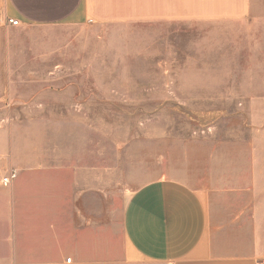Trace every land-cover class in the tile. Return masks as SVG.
<instances>
[{
    "label": "crops",
    "instance_id": "1",
    "mask_svg": "<svg viewBox=\"0 0 264 264\" xmlns=\"http://www.w3.org/2000/svg\"><path fill=\"white\" fill-rule=\"evenodd\" d=\"M133 23L155 26L163 61L176 58L179 25L217 28L224 49L243 40L253 75H264V0H0V177L16 172L0 186V264H264V83L237 84L252 92L237 99L246 118L194 140L184 177L156 175L125 198L124 148L100 145L102 88L78 81L93 68L67 63L75 44L94 40L34 52L59 57L54 66L13 65L28 53L22 36L44 39L38 29ZM223 113L187 116L206 128Z\"/></svg>",
    "mask_w": 264,
    "mask_h": 264
},
{
    "label": "rangeland",
    "instance_id": "2",
    "mask_svg": "<svg viewBox=\"0 0 264 264\" xmlns=\"http://www.w3.org/2000/svg\"><path fill=\"white\" fill-rule=\"evenodd\" d=\"M214 29L217 28L179 25L176 45L173 43L178 51L176 58L164 61L157 58L154 25L133 23L98 30L38 29L36 37L44 39L39 43L36 38V42H32L31 36H22L21 39L28 42L20 49L28 53L25 58H16L13 65L20 68L54 66L60 63L59 57L52 61L38 59L34 52H60L64 47L62 41L70 36L94 40L75 44L71 49L74 57L68 58L67 63L94 70V75L85 73L78 81L98 82L102 88L100 106L94 108L99 116L100 145L111 147L115 143L124 148L126 166L130 165L125 174L127 198L136 187L156 175L184 177L186 173L179 169L185 166L187 147L194 140H202L214 130L221 135L235 131L246 118L237 99L251 96L252 92L237 90L236 86L263 84L264 75H253V60L247 58L243 40L233 45V50L226 51L219 41L220 30ZM210 34L211 42L201 41ZM143 40L147 43H141ZM193 86L201 88L190 89ZM203 87L208 89L203 90ZM108 88L112 91L108 92ZM31 93L29 90L19 92L25 99L31 98ZM106 93L114 94V98L106 97ZM176 104L181 107L173 108ZM205 109L224 111V116L214 123L216 127L201 128L187 116ZM109 131L114 140L106 136ZM157 154L164 158L162 171H159L161 163L156 161Z\"/></svg>",
    "mask_w": 264,
    "mask_h": 264
},
{
    "label": "built area",
    "instance_id": "3",
    "mask_svg": "<svg viewBox=\"0 0 264 264\" xmlns=\"http://www.w3.org/2000/svg\"><path fill=\"white\" fill-rule=\"evenodd\" d=\"M8 22L11 25H19L18 20L16 19H9ZM16 177V172L14 170H11L7 174H4L0 177V186L6 187L11 184L12 180ZM70 259L68 258L67 261Z\"/></svg>",
    "mask_w": 264,
    "mask_h": 264
}]
</instances>
